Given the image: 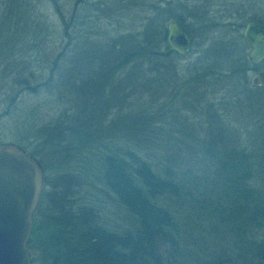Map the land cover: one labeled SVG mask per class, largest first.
<instances>
[{"label":"trees","instance_id":"obj_1","mask_svg":"<svg viewBox=\"0 0 264 264\" xmlns=\"http://www.w3.org/2000/svg\"><path fill=\"white\" fill-rule=\"evenodd\" d=\"M20 1L23 6L6 8L30 13L31 0ZM50 1L61 21L60 31L54 30L61 42L51 59L44 22L30 25L34 46L26 40L9 56L12 47L0 49V101L12 105L21 91H43L66 104L36 130L46 150L57 153V170L35 207L46 197L45 224L34 223L35 210L31 215L29 264H264V107L252 112L255 128L244 130L243 138L228 122V104L222 111L214 107H222L228 93L244 104L264 101L263 94L253 99V88L245 84L252 63L244 52L241 23L207 22L186 30L165 2L166 9L149 5L151 11L140 13L130 30L105 27L96 33L90 29L99 28L101 13L90 8L106 12L108 3L89 7L76 0L64 19L62 6ZM170 19L196 46L183 65L165 41ZM214 30L222 31L216 42ZM33 48L38 54L29 52ZM38 61L48 68L43 79L34 67ZM159 99L179 118L182 155L163 157L138 138L153 135L150 117L143 115ZM68 158L78 167L89 161L97 183L130 224L119 231L107 228L93 205L77 206L70 192L79 171ZM74 202L77 210H71ZM214 237L218 251L211 244Z\"/></svg>","mask_w":264,"mask_h":264},{"label":"rangeland","instance_id":"obj_2","mask_svg":"<svg viewBox=\"0 0 264 264\" xmlns=\"http://www.w3.org/2000/svg\"><path fill=\"white\" fill-rule=\"evenodd\" d=\"M75 1L76 0H56V3L62 6L63 11L61 10V13L64 19L70 16V11L74 7ZM17 2L19 5L23 4L20 0H0V49L4 51L7 46L12 47L10 52L7 50L8 53H5V55L9 56L19 52V46L26 40L29 45L34 46V40H32L34 33L31 26L34 22H44L46 26V30L43 31V34L46 33L44 47L49 56L48 59H51L55 52H57L61 42L58 37H55L54 32L55 29L58 30V32L61 29V21L59 19V14L56 13L53 5L54 3L50 0H31L34 6L30 9V13H23L21 10L16 11L14 7L6 8V6L10 5L15 6ZM93 2L98 4V6L99 3L104 2L105 4L106 2L109 8L106 12H102L99 10L101 8L98 7L95 9V6H90ZM165 2H169L171 13L177 14L182 18L186 30L197 28L207 22L216 25V23L222 24L235 21L237 24L241 23L240 30L242 33L244 24L252 20V18H259L264 22V0H82L81 4L84 6L89 5L92 14L101 13L98 18L99 28L94 27L90 29V31L99 33V31L102 30L101 28L105 27H120V30H130V28L132 29L139 24L138 16L140 13L144 12V14H147L148 11H151L149 5L155 4L166 9ZM81 6L82 5L78 6V13L84 15L85 12L80 11ZM142 6H144V9H142ZM25 14L27 16H25ZM170 20L165 22V26ZM106 21L110 24L106 25ZM86 31L90 32L89 30ZM214 31L211 39L212 42L218 41L222 34L219 33L222 31ZM195 40L197 41V38ZM216 45L217 44H215V46ZM195 49L196 46H192V42L190 41L188 53L182 58H179L178 62L180 61L182 65L186 63L188 58L194 56L193 51ZM1 51L0 54H3ZM248 51L249 46L246 42L245 54ZM29 52L38 54V51L34 48L29 49ZM3 59L0 57V61ZM34 67L37 71L36 74L40 75V78L42 77L41 79L47 76V65L38 61L37 64H34ZM257 71H264V61L254 65L251 64L246 71L247 81L245 84L247 87L253 88V99L256 96L263 98L262 96L264 95V84L257 87L252 86L249 82V78ZM229 91L230 89H228V92ZM213 94L222 96V92L220 91H215ZM1 99L2 96L0 95V100ZM224 99L225 104H223V108L220 104L214 107L222 111L226 108V104H228V122L232 127L240 131V137H245L246 133L244 130L252 132L255 128L252 123L256 118V114L252 112L255 111L257 107L263 109L264 101L259 102L254 99L253 102L244 104L239 102L236 95L231 97L230 93H228L227 96L225 95ZM65 106L66 104L64 102L62 103V101L55 99L52 95L44 93L43 91H38L34 94L29 91H21L12 105L0 101V143L11 142L20 147H24L27 153H35L36 158L42 166L45 182L55 177L57 163L54 161H57L55 160L57 153L46 150L45 142H43L44 136H42L43 134L41 132L36 130L39 129L40 124L55 117L57 114L56 112L62 111V108ZM146 112H148L149 115H143V118L150 117L148 118V122L152 125L153 135L151 134L148 140L144 139L141 135H138V138L143 139L145 143L150 145V151H159L163 157L167 156L168 152L172 156L182 155L181 144L183 143L180 141V133L183 132V130L179 131L180 124L177 114L170 112L169 107L164 105V99H159L158 102L153 104ZM130 117H132V115ZM143 122H146V120H143ZM127 124H129V120L125 123V125ZM155 135H157V137ZM149 139L157 142V145H153L154 142ZM123 140H125V138H123ZM50 148L52 150V144H50ZM46 157H48V159H45ZM72 159L68 158V162H71L70 166H76L73 171L78 170L79 172H74L75 176H73L76 186H71L70 198L77 203V206L78 204L81 206L93 205V210H95L94 212L96 213L97 219L107 228L119 231L124 228V225L130 224L131 219L128 214L117 205L109 193H106L101 188L100 182L99 184L97 183V171L89 167V161L83 159V166L78 167L75 162L76 159ZM192 160L195 161V155H192ZM44 187L46 191L48 186L44 184ZM75 202L71 210H77ZM48 207V200H46V197H43L39 208L36 210L34 209L35 215L33 216V221L36 225L45 224L46 220L44 217H46ZM222 241V243L228 242V236L226 237V234L222 236ZM216 243H219V241L218 238L214 237V241L212 239L211 244L214 250L218 251L215 245Z\"/></svg>","mask_w":264,"mask_h":264},{"label":"water","instance_id":"obj_3","mask_svg":"<svg viewBox=\"0 0 264 264\" xmlns=\"http://www.w3.org/2000/svg\"><path fill=\"white\" fill-rule=\"evenodd\" d=\"M242 37L249 46L247 61H264V25L246 22ZM165 41L180 57L190 49V38L173 19L166 24ZM249 82L252 86L264 84V71L255 72ZM44 182L42 166L35 156L11 142L0 143V264H29L26 244L31 215Z\"/></svg>","mask_w":264,"mask_h":264}]
</instances>
